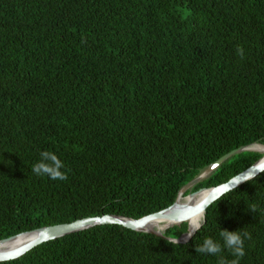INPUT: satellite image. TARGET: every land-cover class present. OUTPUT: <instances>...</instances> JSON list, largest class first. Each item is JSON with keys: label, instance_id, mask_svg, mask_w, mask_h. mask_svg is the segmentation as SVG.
<instances>
[{"label": "trees", "instance_id": "trees-1", "mask_svg": "<svg viewBox=\"0 0 264 264\" xmlns=\"http://www.w3.org/2000/svg\"><path fill=\"white\" fill-rule=\"evenodd\" d=\"M255 143L264 0H0V240L104 214L142 219ZM42 151L66 180L32 172ZM263 155H234L186 195ZM205 210L185 243L168 241L191 219L162 224L165 238L106 224L0 264H264V172ZM224 229L250 234L242 258L196 253L206 237L223 247Z\"/></svg>", "mask_w": 264, "mask_h": 264}, {"label": "water", "instance_id": "water-1", "mask_svg": "<svg viewBox=\"0 0 264 264\" xmlns=\"http://www.w3.org/2000/svg\"><path fill=\"white\" fill-rule=\"evenodd\" d=\"M250 146L251 145L241 146L237 149H234L229 153L220 157L212 164H210L197 177H195L192 181H190L181 189L177 200L172 205H169L163 210H160L155 213L152 212V214L147 215L142 219H135V218L114 215V214H104L101 216L78 219L70 223L50 225V226L40 227L31 231L22 232L0 240V261H8V260L16 259L42 243L66 236L68 234L89 229L98 225L119 224L135 231L152 233L157 236L165 238L161 229L152 228V227L151 229L146 228L145 222L148 219L154 217L159 222H169V221L174 222L184 219H190L195 213L198 212L197 209L202 205L204 206V217H205V213H206L205 209L209 207L212 203H214L216 200H218L215 199L217 195L216 189L227 185L230 190L226 191L223 194L225 195L226 193L238 188L239 186L243 185L247 181L253 179L257 175L262 173V172H257L256 168L258 165H264V155L254 164H252L245 170L241 171L240 173L236 174L228 181L221 183L217 186L201 188L197 191L187 194V196L184 197V194L189 189H191L198 182L210 177L223 163H225L227 160L232 158L234 155L242 151H247V150L253 151L249 149ZM248 176H251L253 178L245 180V177ZM204 191H207L205 195H203ZM186 198L187 201L182 202V199H186ZM195 198H201V200L197 204L190 203V201L194 200ZM191 231L192 230L182 234L180 238H170V240L176 241L174 243H185L189 241L196 233L195 232L189 238L187 234L190 233Z\"/></svg>", "mask_w": 264, "mask_h": 264}, {"label": "clouds", "instance_id": "clouds-1", "mask_svg": "<svg viewBox=\"0 0 264 264\" xmlns=\"http://www.w3.org/2000/svg\"><path fill=\"white\" fill-rule=\"evenodd\" d=\"M237 53L243 57L244 50L242 47L237 48ZM41 159L39 162L33 165L32 172L38 176H48L52 180H66L68 178L67 173L62 171L64 168L63 162L58 158V156L51 151H42ZM257 172H264V165H258L256 168ZM253 177H245V180L251 179ZM230 190L227 185L216 189L215 199H219L226 191ZM199 213V218L192 221V231L187 234L190 238L195 232L199 231L203 222H204V206L202 205L197 209ZM251 211H255V207ZM223 238V247L222 245L213 240L212 238L206 237L203 240L202 245L195 246L196 253L200 254H211L217 255L221 253L223 248L229 249L233 256L237 258H242L245 255L244 241L245 239H251L250 234L241 233L237 231H228L226 229L221 230L220 233ZM169 243H174L176 241H168ZM231 264H238V259H234Z\"/></svg>", "mask_w": 264, "mask_h": 264}, {"label": "bare ground", "instance_id": "bare-ground-1", "mask_svg": "<svg viewBox=\"0 0 264 264\" xmlns=\"http://www.w3.org/2000/svg\"><path fill=\"white\" fill-rule=\"evenodd\" d=\"M250 150H253V151H259V152H263L264 153V145L262 144H254V145H251L249 147ZM207 191H204L203 192V195H205ZM201 200V198H195L194 200L190 201V203H193V204H197L199 201ZM187 201V198L186 199H182V202H186ZM197 216V218H199V213H195L191 219V230H192V220L194 221V216ZM171 222V221H169ZM164 223H167V222H159L155 217L154 218H150L148 219L146 222H145V225H146V228H149L151 229L152 228H158V229H161V226L162 224Z\"/></svg>", "mask_w": 264, "mask_h": 264}, {"label": "rangeland", "instance_id": "rangeland-1", "mask_svg": "<svg viewBox=\"0 0 264 264\" xmlns=\"http://www.w3.org/2000/svg\"><path fill=\"white\" fill-rule=\"evenodd\" d=\"M259 152V151H258ZM187 196L186 193L184 194V197Z\"/></svg>", "mask_w": 264, "mask_h": 264}]
</instances>
